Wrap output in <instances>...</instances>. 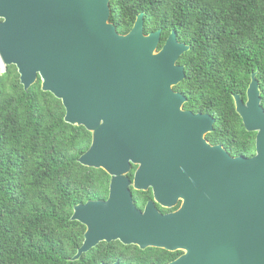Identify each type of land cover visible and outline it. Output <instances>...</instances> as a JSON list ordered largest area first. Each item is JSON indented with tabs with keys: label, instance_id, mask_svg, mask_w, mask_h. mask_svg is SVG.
Instances as JSON below:
<instances>
[{
	"label": "water",
	"instance_id": "obj_1",
	"mask_svg": "<svg viewBox=\"0 0 264 264\" xmlns=\"http://www.w3.org/2000/svg\"><path fill=\"white\" fill-rule=\"evenodd\" d=\"M114 0H0V59L15 66L26 91L38 80L60 100L66 123L92 134L79 159L111 177L107 201L74 208L86 227L76 256L103 243L187 254L171 264H237L230 254L260 252L264 264V125L253 159H232L218 146L188 143L179 130L185 97L180 61L190 46L172 32L145 34V15L122 35L111 22ZM239 112H242L240 106ZM141 167L136 187L184 198L162 216L133 204L131 164ZM119 264V263H113Z\"/></svg>",
	"mask_w": 264,
	"mask_h": 264
},
{
	"label": "trees",
	"instance_id": "obj_2",
	"mask_svg": "<svg viewBox=\"0 0 264 264\" xmlns=\"http://www.w3.org/2000/svg\"><path fill=\"white\" fill-rule=\"evenodd\" d=\"M145 15V34L174 31L190 46L184 87L201 105L215 102L225 132L230 53L264 52V0H115L111 22L128 34ZM199 93V95H198ZM60 100L38 82L26 91L15 66L0 73V264H166L170 253L103 243L72 259L86 227L74 208L109 196L102 170L82 166L92 134L65 121ZM224 137V135H223Z\"/></svg>",
	"mask_w": 264,
	"mask_h": 264
},
{
	"label": "flooded vegetation",
	"instance_id": "obj_3",
	"mask_svg": "<svg viewBox=\"0 0 264 264\" xmlns=\"http://www.w3.org/2000/svg\"><path fill=\"white\" fill-rule=\"evenodd\" d=\"M114 1L111 2V12ZM227 66L229 75L226 84L229 103L227 114L223 117L225 132L222 130V124L218 122L215 102L210 101L209 104L202 106L200 99L190 97L184 87L187 77L178 87L174 88L175 92L182 94L186 99L181 107L185 115L181 116L178 127L188 143L200 146L203 142L210 148L220 146L232 159H253L258 153V136L261 131L259 123L264 120V52L230 53ZM239 106L242 112H239ZM262 123L264 125V122ZM140 167V164L132 163L126 175L130 181L129 189L136 209L141 213H145L147 209L153 210L162 216L179 212L183 208L184 198L179 197L175 200L158 198L153 187L141 186L139 189L136 187ZM104 173L109 178L110 192L111 177L106 172ZM108 198L103 201H107ZM117 243L120 242L111 244ZM128 247L138 248L141 251L150 249L160 251V253H170L173 260L166 264H171L187 254L185 249L169 252L158 248L142 250L137 246ZM259 255L260 252L257 251V262L255 263L254 251L247 250L245 254L243 251H237L230 254V261L236 257L237 264H260Z\"/></svg>",
	"mask_w": 264,
	"mask_h": 264
},
{
	"label": "bare ground",
	"instance_id": "obj_4",
	"mask_svg": "<svg viewBox=\"0 0 264 264\" xmlns=\"http://www.w3.org/2000/svg\"><path fill=\"white\" fill-rule=\"evenodd\" d=\"M0 67L3 69L4 68V65H3V62L2 60L0 59Z\"/></svg>",
	"mask_w": 264,
	"mask_h": 264
},
{
	"label": "rangeland",
	"instance_id": "obj_5",
	"mask_svg": "<svg viewBox=\"0 0 264 264\" xmlns=\"http://www.w3.org/2000/svg\"><path fill=\"white\" fill-rule=\"evenodd\" d=\"M4 72H5V69H4V68L2 69V68L0 67V73H4Z\"/></svg>",
	"mask_w": 264,
	"mask_h": 264
}]
</instances>
